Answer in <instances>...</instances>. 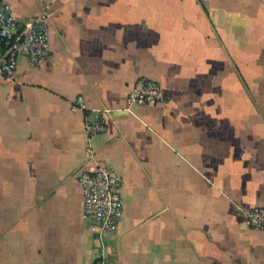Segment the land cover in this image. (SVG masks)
Returning <instances> with one entry per match:
<instances>
[{
	"label": "crops",
	"instance_id": "1",
	"mask_svg": "<svg viewBox=\"0 0 264 264\" xmlns=\"http://www.w3.org/2000/svg\"><path fill=\"white\" fill-rule=\"evenodd\" d=\"M6 1L47 13L50 54L0 75V264H92L78 177L97 163L124 198L109 264H264L245 217L264 206V0ZM139 76L166 100L128 105Z\"/></svg>",
	"mask_w": 264,
	"mask_h": 264
},
{
	"label": "built area",
	"instance_id": "2",
	"mask_svg": "<svg viewBox=\"0 0 264 264\" xmlns=\"http://www.w3.org/2000/svg\"><path fill=\"white\" fill-rule=\"evenodd\" d=\"M48 18L41 12L28 20L16 18L11 5L0 0V75H11L19 57L25 56L36 64L50 54L48 45ZM166 100L160 83L148 76L137 77L130 85L125 101L158 103ZM74 105L85 108L82 95L76 97ZM103 116L95 114L85 122L86 133L90 136L105 130ZM81 185L83 216L88 229L100 242V251L92 264H109L103 253L102 239L116 228L123 213L124 198L121 193V178L108 165L97 163L92 169L83 170L78 177ZM246 222L252 228L264 231V206L255 205L245 212Z\"/></svg>",
	"mask_w": 264,
	"mask_h": 264
}]
</instances>
